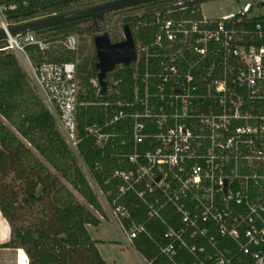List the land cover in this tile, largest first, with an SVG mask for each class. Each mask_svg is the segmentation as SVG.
<instances>
[{
  "label": "built area",
  "instance_id": "obj_1",
  "mask_svg": "<svg viewBox=\"0 0 264 264\" xmlns=\"http://www.w3.org/2000/svg\"><path fill=\"white\" fill-rule=\"evenodd\" d=\"M185 1L158 6L155 35L136 44L131 98L93 104L103 107V121L85 131L100 146L118 139V156L131 166L114 172L122 185L112 203L94 189L126 240H153L169 264H264V22L255 20L264 19V0H240L235 12L201 19L184 16ZM10 25L0 18V28ZM5 40L0 49L23 57L31 85L79 155L86 104L78 62L34 64L26 52L54 42L77 52V37L50 42L28 32ZM125 196L146 208L144 221L117 205Z\"/></svg>",
  "mask_w": 264,
  "mask_h": 264
},
{
  "label": "trees",
  "instance_id": "obj_2",
  "mask_svg": "<svg viewBox=\"0 0 264 264\" xmlns=\"http://www.w3.org/2000/svg\"><path fill=\"white\" fill-rule=\"evenodd\" d=\"M86 1L90 0H0V5L4 7L6 21L13 25L61 14ZM164 1L169 0L134 6H145L149 10L123 19V26L129 24L132 28L136 44L149 42L155 35L158 7L153 8ZM210 1L215 0H186L188 10L184 16L203 18L202 5ZM255 20L264 22L262 17ZM82 22H91L84 31L94 38L96 29L91 18L38 32L56 30L53 36L56 40L58 36L64 38L78 31L77 25ZM108 33L113 42L124 39L115 32ZM26 52L34 64L78 62L84 88L81 101L86 104L79 109L82 140L77 155L66 143L55 117L31 85L17 55L0 49V212L11 226V239L0 247L24 249L29 257L28 264H107L88 230V226H99L101 219L88 206L104 218L106 212L84 167L112 203L122 185L121 180L114 178V172L131 166L118 156L121 150L118 139L100 146L85 127L96 120L103 121V107L94 103H114L131 98L135 68L124 65L110 73L107 92L101 95L93 83L98 79L94 43L91 47H80L77 52L62 46L42 51L37 45L27 46ZM125 149L131 151V145ZM47 163L56 173L50 171ZM10 173L13 177L9 182ZM62 179L86 203L81 202ZM14 182L18 184L13 185ZM117 205L128 206L134 220H145L146 208L140 207L134 196H125ZM29 213L35 218L27 219ZM126 223L130 224V221ZM154 232L160 239L163 227L157 225ZM134 247L146 259L154 260L153 264H169L153 240L140 237L135 240ZM187 258L190 259L189 255Z\"/></svg>",
  "mask_w": 264,
  "mask_h": 264
},
{
  "label": "rangeland",
  "instance_id": "obj_3",
  "mask_svg": "<svg viewBox=\"0 0 264 264\" xmlns=\"http://www.w3.org/2000/svg\"><path fill=\"white\" fill-rule=\"evenodd\" d=\"M111 0H90L86 1L84 3H81L79 5H76L73 7L74 9L89 7L98 5L104 2H108ZM240 0H215L210 1L207 3H204L202 5V12L203 15H205L208 18H216L221 17L224 14H228L231 12H235L240 8V3L238 2ZM247 0H241V2H244ZM254 1V0H249ZM166 3V1L162 2L160 5ZM158 6L154 7L153 9L157 8ZM149 10L147 7H139V8H127L123 10H119L116 12H112L106 15V23H107V30L110 32H115L118 34L119 38H124V31H123V19L129 15H135V14H142L143 12H146ZM259 12H264L263 9L259 10ZM0 18L6 20L5 14H4V7L0 5ZM91 22H82L77 25L78 31L73 32L71 34H74L78 41L80 47H91L94 43L93 35L87 34L84 30L85 28L90 24ZM56 34V30H47L42 32H36V36L39 39H46L50 42H54L56 40H60L62 37L58 36L56 40L53 39V36ZM97 33H95L96 35ZM0 47L5 46L7 44L6 40H1ZM61 45L58 42L51 43L48 47L50 49L51 47H60ZM95 46V45H94ZM46 49V50H48ZM10 52H13L17 55L20 64L22 65L24 71L26 72L25 68V62L23 57L20 54L15 53L12 50H9ZM27 73V72H26ZM39 95V94H38ZM44 161V160H43ZM83 166V164H81ZM47 166L49 167L50 171L53 173H56L55 169L47 163ZM88 179L90 180L92 186L95 188V183L93 179L91 178V175L88 173L87 169L84 167ZM13 177V173H10V175L7 177V180L10 182L11 178ZM62 181L76 194L78 199L86 203L85 200L73 189L72 186L69 185V183L62 179ZM17 182H14L13 185H17ZM100 201L105 209L106 212V219L97 227L90 228L91 236L96 238L100 243V250L103 254V256L106 258L108 263L110 264H141L140 257L135 253L134 249L127 244V242L124 240V236L119 228L118 223L113 220L111 217H107V213L109 212L110 208L107 204L105 198L100 197ZM93 212L96 214L97 212L92 209L90 206H88ZM0 218L2 221L3 230L9 233L8 242L11 239V226L9 222L2 216L0 212ZM35 218V215H32L31 213L27 214V219ZM31 221V220H30ZM4 244L0 243V246ZM0 249H3L0 247ZM15 262L16 264H28L29 257L24 249L19 248L15 251ZM143 262V260H142ZM144 264H148L143 262ZM0 264H13L11 263V260L7 255H5L3 252L0 251Z\"/></svg>",
  "mask_w": 264,
  "mask_h": 264
},
{
  "label": "water",
  "instance_id": "obj_4",
  "mask_svg": "<svg viewBox=\"0 0 264 264\" xmlns=\"http://www.w3.org/2000/svg\"><path fill=\"white\" fill-rule=\"evenodd\" d=\"M152 1L156 0H111L94 6L13 24L6 29L0 28V41L5 40L8 36L37 32L63 23L91 18L97 33L94 37V45L97 56L98 83L100 94L105 95L109 74L114 72L118 65L130 66L137 60L136 42L130 25L125 24L123 26L124 39L113 42L107 31L106 15Z\"/></svg>",
  "mask_w": 264,
  "mask_h": 264
},
{
  "label": "crops",
  "instance_id": "obj_5",
  "mask_svg": "<svg viewBox=\"0 0 264 264\" xmlns=\"http://www.w3.org/2000/svg\"><path fill=\"white\" fill-rule=\"evenodd\" d=\"M96 215L101 219V223L104 221V219H106V218H101V215H99L98 213H96ZM107 217H108V218L111 217V215H110L109 212L107 213ZM111 218H112V217H111ZM112 219H113V218H112ZM113 220H114V219H113ZM118 225H119V224H118ZM92 227H93V226H88V230H89V232H90V228H92ZM119 228H120V226H119ZM120 230H121V229H120ZM90 234H91V233H90ZM8 237H9V233H8L7 231L5 232V231L3 230L2 221H1V218H0V243H3V242L6 243V241L8 240ZM92 238H93V237H92ZM93 239L97 241V247H98V249H99L100 254H101L102 257L104 258V260L107 262V264H110V263H108V261H107L106 258L103 256V254H102V252H101V250H100V243H99V241H98L95 237H94ZM124 240L127 242V244H128L129 246H131V247L134 249L135 253L140 257V259H141V264H144L143 262L148 263V262L146 261L145 257L135 249L134 245L130 244V243L126 240L125 237H124ZM0 251L3 252L5 255H7V256L9 257V259L11 260V263L16 264V262H15V251H16V249L3 248V249H0ZM142 260H143V262H142ZM148 264H149V263H148Z\"/></svg>",
  "mask_w": 264,
  "mask_h": 264
}]
</instances>
